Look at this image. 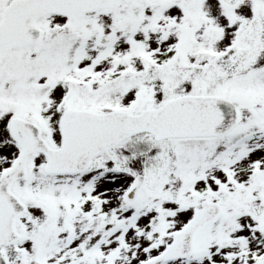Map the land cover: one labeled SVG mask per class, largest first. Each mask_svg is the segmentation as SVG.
<instances>
[{"label":"snow or ice","instance_id":"1","mask_svg":"<svg viewBox=\"0 0 264 264\" xmlns=\"http://www.w3.org/2000/svg\"><path fill=\"white\" fill-rule=\"evenodd\" d=\"M0 264H264V0H0Z\"/></svg>","mask_w":264,"mask_h":264}]
</instances>
